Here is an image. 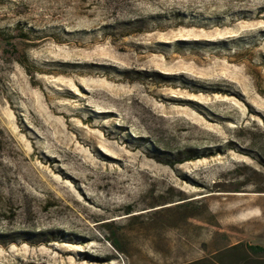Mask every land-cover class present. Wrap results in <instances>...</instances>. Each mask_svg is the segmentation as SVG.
<instances>
[{
  "label": "rangeland",
  "instance_id": "374dc122",
  "mask_svg": "<svg viewBox=\"0 0 264 264\" xmlns=\"http://www.w3.org/2000/svg\"><path fill=\"white\" fill-rule=\"evenodd\" d=\"M236 243L264 245V0H0V264Z\"/></svg>",
  "mask_w": 264,
  "mask_h": 264
},
{
  "label": "trees",
  "instance_id": "16d2710c",
  "mask_svg": "<svg viewBox=\"0 0 264 264\" xmlns=\"http://www.w3.org/2000/svg\"><path fill=\"white\" fill-rule=\"evenodd\" d=\"M190 157L186 159H174L168 160L170 165H175L176 163H182L186 160H190ZM112 234L113 231H112ZM115 235V234H114ZM113 244L116 248L121 249V242L119 239L114 237ZM223 254H231L230 261H204L201 259L200 261H189L182 264H264V261L259 260V256H264V245L262 244H244V243H236L231 245L221 251Z\"/></svg>",
  "mask_w": 264,
  "mask_h": 264
}]
</instances>
